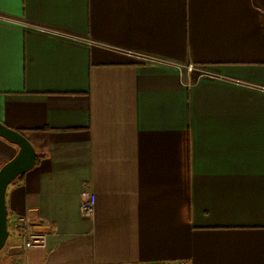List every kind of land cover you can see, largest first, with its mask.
I'll return each mask as SVG.
<instances>
[{
    "label": "crops",
    "instance_id": "0c3cea01",
    "mask_svg": "<svg viewBox=\"0 0 264 264\" xmlns=\"http://www.w3.org/2000/svg\"><path fill=\"white\" fill-rule=\"evenodd\" d=\"M0 121V264H264V0H0Z\"/></svg>",
    "mask_w": 264,
    "mask_h": 264
},
{
    "label": "water",
    "instance_id": "95a60500",
    "mask_svg": "<svg viewBox=\"0 0 264 264\" xmlns=\"http://www.w3.org/2000/svg\"><path fill=\"white\" fill-rule=\"evenodd\" d=\"M0 137L18 146L17 154L0 168V252L9 237L6 192L8 186L20 175L31 170L38 159V153L22 132L0 121Z\"/></svg>",
    "mask_w": 264,
    "mask_h": 264
},
{
    "label": "built area",
    "instance_id": "2783aa9c",
    "mask_svg": "<svg viewBox=\"0 0 264 264\" xmlns=\"http://www.w3.org/2000/svg\"><path fill=\"white\" fill-rule=\"evenodd\" d=\"M136 57L139 61L144 63H168L167 60L143 53H130ZM181 69V65L177 64ZM96 196L92 190H88L84 193L80 210L83 216L93 218L95 215ZM13 228L15 233L22 240V246L25 249H31L35 247H45L48 241V235L40 230L32 229L29 226V222L25 216L18 215L13 222ZM125 264V263H114ZM143 264H192L189 258H177L170 260L150 261Z\"/></svg>",
    "mask_w": 264,
    "mask_h": 264
},
{
    "label": "trees",
    "instance_id": "16d2710c",
    "mask_svg": "<svg viewBox=\"0 0 264 264\" xmlns=\"http://www.w3.org/2000/svg\"><path fill=\"white\" fill-rule=\"evenodd\" d=\"M23 176V174L22 175H20L17 179H20L21 177Z\"/></svg>",
    "mask_w": 264,
    "mask_h": 264
}]
</instances>
